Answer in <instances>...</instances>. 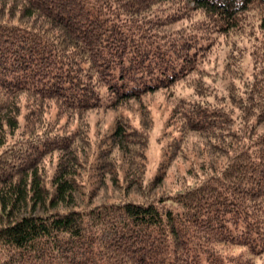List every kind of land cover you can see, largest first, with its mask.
<instances>
[{
	"label": "trees",
	"instance_id": "1",
	"mask_svg": "<svg viewBox=\"0 0 264 264\" xmlns=\"http://www.w3.org/2000/svg\"><path fill=\"white\" fill-rule=\"evenodd\" d=\"M254 31L264 35V0H0V264L264 259V37L241 91L220 99L199 70L224 33L236 71L246 47L233 37L250 42ZM194 72V97L175 101L170 124L181 137L171 151L195 133L222 160L183 188L155 193L177 149L159 174L139 180L147 134L121 117L96 153L77 130L19 134V98L79 118ZM58 151L50 188L40 164ZM106 181L120 197L79 202L82 186L98 192ZM134 186L140 197L130 196Z\"/></svg>",
	"mask_w": 264,
	"mask_h": 264
},
{
	"label": "rangeland",
	"instance_id": "2",
	"mask_svg": "<svg viewBox=\"0 0 264 264\" xmlns=\"http://www.w3.org/2000/svg\"><path fill=\"white\" fill-rule=\"evenodd\" d=\"M183 22L180 25H185ZM219 37L220 40L217 41L214 48L205 57L199 70L205 73L203 77L206 80V84L221 99L228 96L229 90L232 88L242 90V79L245 80L250 76L252 72V64H250L252 54L258 51L264 35L260 34V31H254L250 42L246 41L247 37L240 36V34L233 37L236 40L233 46L238 48L246 47L243 50L244 60L239 63L240 68L236 69V71L230 69L231 66L227 56L231 46L230 38L224 33H219ZM200 74V72L197 74L194 72L186 76L182 81H178L170 89H159L155 92L147 93L140 100H130L113 109H94L87 112L85 116H82L81 112L79 118L73 114L62 112L55 104H48L44 108L39 107L37 109V104L34 100H30L28 97L19 98V134L26 131L30 134L31 131L58 133L65 130L69 132L77 130L81 134L86 135L91 145L90 149H93L96 153L101 144L112 133L118 118L121 117L131 126V129H138L147 134L145 144L148 156L144 162L145 172L139 178L140 181L150 180V177L153 178L159 174L164 162L169 160L168 156L173 155L177 149V157L169 162L170 165L161 184L162 186L156 189L155 193L177 190L193 184L198 178H201L200 175L207 165L216 159L215 157L218 156L222 160V157L215 154L210 145H208V141L195 133L187 135V137L182 139L175 151H171V145H175L176 141L178 142L181 137L177 121L173 120L170 124V119L175 109V101L181 98L189 100L194 97V85ZM143 123L146 124V127H144ZM59 154L60 151L47 155L40 164L45 170L46 181L50 188L53 187L51 178L58 168V160L61 156ZM204 172H208V170ZM79 180L82 181V174L79 176ZM91 180L94 179L91 178ZM124 180L122 179L121 183H125ZM103 183L105 185H102L101 188L98 187V192H96L95 184H86L85 187L81 185L79 202L86 204L89 200V194L90 197H93L91 198L93 204L120 197L122 190L113 187L108 181L101 182V184ZM130 191V196L140 197V188L134 186ZM82 192L85 193V196ZM256 264H264V259H257Z\"/></svg>",
	"mask_w": 264,
	"mask_h": 264
}]
</instances>
